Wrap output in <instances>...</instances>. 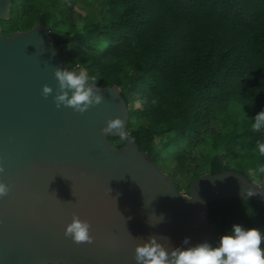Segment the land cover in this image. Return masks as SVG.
Masks as SVG:
<instances>
[{
  "label": "water",
  "instance_id": "1",
  "mask_svg": "<svg viewBox=\"0 0 264 264\" xmlns=\"http://www.w3.org/2000/svg\"><path fill=\"white\" fill-rule=\"evenodd\" d=\"M12 1L0 0V20H9ZM58 67L76 68L45 26L6 36L0 25V179L12 188L0 198V264H137L136 246L152 235L170 249L216 240L213 202L264 204V182L235 171L206 173L180 192L129 132L121 88L99 86L104 102L83 114L58 109ZM45 84L54 89L48 98ZM117 117L128 136L121 148L108 139L118 135L100 131ZM73 214L91 223L93 243L65 236Z\"/></svg>",
  "mask_w": 264,
  "mask_h": 264
},
{
  "label": "trees",
  "instance_id": "2",
  "mask_svg": "<svg viewBox=\"0 0 264 264\" xmlns=\"http://www.w3.org/2000/svg\"><path fill=\"white\" fill-rule=\"evenodd\" d=\"M96 2L92 21L77 14L72 0H13L0 25L6 36L45 26L68 67H83L98 86L120 87L129 132L162 170L169 162L166 172L180 192L224 170L264 182L257 146L264 130H252L264 111V0ZM108 139L116 148L127 142ZM199 146V160L189 158L186 151ZM208 214L213 247L233 225L264 232L262 203L213 202Z\"/></svg>",
  "mask_w": 264,
  "mask_h": 264
},
{
  "label": "clouds",
  "instance_id": "3",
  "mask_svg": "<svg viewBox=\"0 0 264 264\" xmlns=\"http://www.w3.org/2000/svg\"><path fill=\"white\" fill-rule=\"evenodd\" d=\"M76 69H79L77 74ZM55 78L58 86L53 97L56 107H71L74 111L83 114L90 108L104 102L101 88L98 86L96 77H89L87 71L79 65L73 70L57 68ZM54 89L45 84L41 95L48 98L53 94ZM254 132L264 130V111L254 117L252 124ZM107 137L115 134L121 140H127L125 121L117 117L107 122V126L100 130ZM261 153H264V142L258 143ZM6 169L0 163V174ZM264 173V167L258 169ZM12 188L9 184L0 179V198L6 197ZM247 196L257 195L252 189L246 190ZM65 236L71 238L75 243H93L91 235V223L82 220L78 215L73 214L72 222L67 225ZM168 241L169 239L165 237ZM190 238H185L184 245H188ZM169 245L170 241H169ZM135 260L137 264H264V232L260 228H245L242 225H233L232 232L223 235L219 244L213 247L208 242L196 246L176 247L171 249L158 241L156 235L150 236L147 241L140 243L135 249ZM50 264H55L51 261Z\"/></svg>",
  "mask_w": 264,
  "mask_h": 264
},
{
  "label": "rangeland",
  "instance_id": "4",
  "mask_svg": "<svg viewBox=\"0 0 264 264\" xmlns=\"http://www.w3.org/2000/svg\"><path fill=\"white\" fill-rule=\"evenodd\" d=\"M75 2V6H76V12L78 15H81L82 17H87L90 20L94 21L96 20L97 16V11H96V7H97V2L96 0H72V3ZM84 24V21L79 20L78 26L81 27ZM136 108H140V102L136 101L134 103ZM201 146H199L197 149L195 150H187L186 153L188 154V157L191 159H198L200 158L201 155ZM205 151V148H204ZM166 164V165H165ZM164 166L162 167L163 170L166 172L168 171V165L169 162H165L163 164ZM167 173V172H166ZM182 179L181 177H179V180ZM253 181L254 182H258V177L254 175L253 173ZM181 183H186L187 179L184 178L182 181L180 180ZM184 194H186L185 192H182Z\"/></svg>",
  "mask_w": 264,
  "mask_h": 264
}]
</instances>
